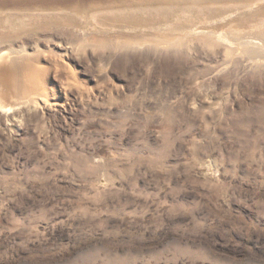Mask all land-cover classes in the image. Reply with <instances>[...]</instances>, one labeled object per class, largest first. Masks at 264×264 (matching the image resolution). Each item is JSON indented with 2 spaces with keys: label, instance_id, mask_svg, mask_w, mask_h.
Segmentation results:
<instances>
[{
  "label": "rangeland",
  "instance_id": "374dc122",
  "mask_svg": "<svg viewBox=\"0 0 264 264\" xmlns=\"http://www.w3.org/2000/svg\"><path fill=\"white\" fill-rule=\"evenodd\" d=\"M0 56V264H264V0H0Z\"/></svg>",
  "mask_w": 264,
  "mask_h": 264
},
{
  "label": "bare ground",
  "instance_id": "6f19581e",
  "mask_svg": "<svg viewBox=\"0 0 264 264\" xmlns=\"http://www.w3.org/2000/svg\"><path fill=\"white\" fill-rule=\"evenodd\" d=\"M1 57V56H0ZM4 57V56H3ZM0 58V64H1V62L3 63V61H4V58ZM7 57H8V55H7ZM6 61V60H5ZM7 64V63H6ZM7 71L5 70V68H1L0 67V84H2V85H0V92L1 91H4L3 92V94H0V100H3V99H5V96H4V93H7V92H5L6 91V87L4 86V84H3V82L5 81V79H4V74H7L6 73ZM9 90V89H8ZM44 90V89H43ZM12 92V91H11ZM2 93V92H1ZM2 105V104H1ZM2 108V107H1Z\"/></svg>",
  "mask_w": 264,
  "mask_h": 264
}]
</instances>
